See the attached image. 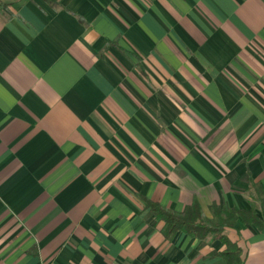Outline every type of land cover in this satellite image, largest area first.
I'll use <instances>...</instances> for the list:
<instances>
[{
  "label": "crops",
  "instance_id": "1",
  "mask_svg": "<svg viewBox=\"0 0 264 264\" xmlns=\"http://www.w3.org/2000/svg\"><path fill=\"white\" fill-rule=\"evenodd\" d=\"M148 199L264 219V0H0V264H225Z\"/></svg>",
  "mask_w": 264,
  "mask_h": 264
},
{
  "label": "trees",
  "instance_id": "2",
  "mask_svg": "<svg viewBox=\"0 0 264 264\" xmlns=\"http://www.w3.org/2000/svg\"><path fill=\"white\" fill-rule=\"evenodd\" d=\"M155 216L165 221L163 232L167 237H172L178 231H184L192 236L203 239L205 242L220 239L226 244L222 252L225 264H241V248L232 241L227 233L226 227L233 226L241 216L244 223L252 224L261 229L264 219L260 217L255 205L249 209L225 208L218 205L213 206L215 219L207 221L199 201L194 200L186 206L183 211H175L152 200H146Z\"/></svg>",
  "mask_w": 264,
  "mask_h": 264
}]
</instances>
